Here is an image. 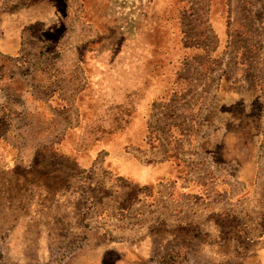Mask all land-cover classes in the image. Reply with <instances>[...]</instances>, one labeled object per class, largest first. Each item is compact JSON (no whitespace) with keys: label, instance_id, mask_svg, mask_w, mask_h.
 <instances>
[{"label":"rangeland","instance_id":"rangeland-1","mask_svg":"<svg viewBox=\"0 0 264 264\" xmlns=\"http://www.w3.org/2000/svg\"><path fill=\"white\" fill-rule=\"evenodd\" d=\"M219 1L220 8L222 3H228L229 44L220 64H213L209 75L204 74L207 67L204 65L216 44L207 14L210 0H96L94 9L104 14V19L111 24L116 35L140 44L141 48L133 46L131 49L140 59L155 54L157 78L173 82L175 90L181 92L172 93L163 103L158 99L153 105L148 133L153 132L156 146L145 142V131L141 139L139 135L134 138L132 124L126 135L131 141L127 143L128 150L140 160H161L167 152L171 151L172 155L175 152L188 165L190 178L201 183L207 198V209L236 211L244 220L240 222L239 219L238 231L240 228L245 230L242 224L245 222L247 230L243 238H255L262 230L261 214L264 212V155L260 159L254 194L251 193L247 201L236 200L240 194L243 196L249 192L244 190L242 183L232 179L229 168L214 164L212 158L203 153L199 139L208 131L203 115L220 73L234 71L237 81H245L247 77L240 73L248 70L264 87V0ZM68 2L71 16L67 39L53 52L43 54L44 44L37 33L28 32L22 41L24 52L23 56H19L20 64L11 59L3 65L0 73V106L3 110L8 107L5 110L8 128L0 136V264H237L238 260L230 263L229 258L237 250L241 252L246 248V240L222 244L205 253L198 250L197 233L180 226L175 228L177 225L199 222L202 229L208 230L211 239L218 240L219 234L210 218H198V208L192 198L181 197L168 214L155 213L150 208L149 194L141 191V186L135 187V180L131 182L123 176L117 177L111 169L107 171L103 167L105 149L98 148L95 152L97 158L93 157L88 163L90 168L80 173L85 176L79 183L80 188L76 183L69 185V176L74 172L69 169H75V165L63 156L55 159V165L62 171L57 178L50 176L45 179V192L29 188L26 176L15 180L12 162L28 167L41 148L60 144L64 135L68 137L61 145L65 151L69 150L71 143L79 140L74 132H63L64 127L77 122L76 115H79L76 107L69 105L58 110L44 102L45 96L55 89L70 101L74 91L84 85L77 47L96 32L80 19L79 0ZM178 41L189 48L190 56L193 55L181 66L172 58ZM127 46L129 51L130 46ZM149 50L152 51L149 53ZM236 51L239 54L237 60ZM110 62L113 71L100 70L95 77L99 82L98 90L88 91L89 95H97L98 100L92 98V101L94 105L99 104V112L104 109V114L100 115L102 119L86 122L88 129L82 133V144L90 145L92 137L99 138L110 126L114 128L123 124L113 120L121 111L118 103L123 102L118 78L124 81L125 75L132 77L134 68L130 66L125 72L118 70L116 60L110 59ZM164 62L169 63L165 65L167 68L162 67ZM134 65L138 66L137 63ZM28 69L30 73L26 72ZM177 71L180 75L178 80ZM101 79L106 80L104 84ZM5 96H8L9 106L3 105ZM29 96L34 105L27 104L26 97ZM261 128L264 146V120ZM134 140L140 142L134 143ZM94 145L91 143L89 147ZM141 147L147 150L142 151ZM52 166L50 164L46 168L49 173L55 168ZM17 170L20 173L23 171L22 168ZM23 181L26 185H22ZM168 186L163 184L160 187L167 198L170 192ZM75 188L79 194L72 196L70 190ZM162 204L165 207L166 202ZM152 213L155 215L152 216ZM159 222L169 227L168 233L150 229ZM191 236H195L193 242L189 241ZM99 256L103 258L102 263Z\"/></svg>","mask_w":264,"mask_h":264},{"label":"trees","instance_id":"trees-1","mask_svg":"<svg viewBox=\"0 0 264 264\" xmlns=\"http://www.w3.org/2000/svg\"><path fill=\"white\" fill-rule=\"evenodd\" d=\"M11 2L7 0H0V28L5 29V31L7 28V31L15 34L16 33L19 34V39L17 41L18 53L20 52V50L24 49V46L22 44L23 35L21 36L22 32L28 31V32L37 33L39 39L44 44L43 54H48L53 52L60 44H62L67 39L66 35L68 29V19L71 16L70 5L68 0H14L13 3ZM79 4H80V14H79L80 19L85 24L90 25L96 32L91 38L81 43L77 47V51L79 53L78 55H79L80 68L83 73L84 82L87 83V85L84 86L82 90L77 94L76 102L78 105V115L80 118L79 123L76 127L70 129L68 132L71 133L74 132L75 135L79 137V140L77 139L75 140V142L71 143L69 150L65 151L63 150L61 145L64 144L63 141H65V138L68 137L64 135L65 137L61 140L60 144L59 143L53 144L45 149L41 148L38 151L36 159L33 160V162L30 164L29 167H22V166L20 167L19 164H17L16 162H12L11 170L14 171V173L16 174L15 175L16 181L24 179L25 178L24 176H26L27 177L26 183L29 182L28 185L29 188L30 187L33 189L38 188L39 190L41 189L43 190V192H45L46 191L45 179L50 178V176H52L53 178L58 177L59 172L62 171V169H59L55 165V159H57L60 156H63L69 159L68 161L70 163L75 165V169L74 168L69 169L74 171L73 174H70L69 176V185L71 184L74 185L76 183L78 184L77 188H80L81 185H79V183H81V181H83L84 180L83 178L85 177L82 176L80 173H84L85 169L86 170L89 169L88 167L89 161L93 157H95V152L97 151L98 148H100V149H105L106 152L104 156V163L106 166L103 164L104 165L103 167L107 171L111 169L112 170L111 172L115 176L117 177L118 175H120L121 177L123 176L129 181L132 180L131 182L135 180L134 182L135 187L139 188L138 186H141L142 187L140 188L141 191H143L146 195L149 194L150 196L152 193V187L150 186V184L140 181V171L139 169H136V167H138L141 162L138 160L139 158L137 156L133 155L128 150L129 146L127 145V143L131 142L126 138L127 135L126 131L129 128V126L133 124L132 119H129V117H131V115L134 112L133 105L124 106V104L118 103L119 107L121 106L120 107L121 111L120 113L116 114L118 115L116 119L115 118L112 119L121 121L123 122V124L114 128L110 126L99 135L100 136L99 138L92 137L93 139L92 140L90 139V145L91 143L95 144L97 148H95V145L92 148H90L89 147L90 145L82 144V137H84L82 133L86 132L87 131L86 129H88L86 122L91 120L95 121L102 119L100 118V115L104 114V109L102 108L101 112H99L100 111V109L98 108L99 104L97 103L94 105L92 101V98L93 100L95 99L98 100L97 95L92 93L91 95H89L88 91L91 90L93 92V90L96 91L98 90L99 82L98 80H96L95 77L100 70H102L101 72L105 70L113 71L111 69L112 64L109 65L111 63L110 59L112 61L116 60L118 62L117 63L118 70H120L121 67H123L122 65L127 64L134 67V63H137L139 66V73L134 75L133 72V75L136 77L134 78V76H132V80L136 79L137 81L138 80L140 81L142 92L144 91V89L146 91L149 90L150 97H153V95L156 96V97L154 96L155 98H151L148 104L140 105L141 108L139 113L143 119L138 120L140 126H142L143 124V130L146 133V135L144 136L145 142L153 144L155 146L157 143V139L154 137L153 132L148 133L149 121L150 119H152V114H153V105L158 99H160L159 102L163 103L168 100V98L171 96L172 93L179 94L181 92L178 89L175 90V88L173 87L174 86L173 82L172 84L166 82V78L160 80L159 78H157L155 69L158 67V61H156L157 57L155 54L154 56L149 54L148 57L146 56L147 58L144 57L143 59H140L138 56L135 55L134 51H131L133 46H136L137 48H141L140 44H137L136 42H134V40H130V42H128L126 41L124 36L116 35L111 24H109V22L106 19H104V14L103 13L101 14L100 10L99 12L95 11L94 8L96 7V0H79ZM187 5H189V2H187ZM220 5L221 2L219 0H210V6L207 11L211 28L213 29L215 34L216 44H215V48H213V50L210 51V53L211 52L212 53L208 56V61L205 62L204 66L205 67L207 66L206 69L204 70L205 75L210 74L213 68L212 66L213 64L214 65L220 64L222 58L226 54L227 47L229 44L228 41L229 31L227 25V23L229 22L228 3L226 2L225 5L222 3L221 8ZM101 23L104 24L100 25ZM105 42H107V44H105ZM127 44L130 46L129 51L127 50L128 47ZM176 44L178 45L176 47L175 52L172 55V58L175 59V61L179 62V65L181 66L184 61L186 62V60H189L191 57H193V55L190 56L191 52H189V48L187 46L183 47L179 41ZM109 46H111V48ZM140 51L143 52V49H141ZM151 51L152 50H149V53ZM0 53H2L1 49H0ZM238 55L239 54L236 51V60L238 59ZM91 57L93 58V61ZM8 58L10 60L14 58L15 61H17V63L20 64V59L18 54L15 55L11 54L8 56ZM98 58L101 59H99L98 61ZM211 59L213 62L211 61L209 63ZM100 61H102L101 64H99ZM4 62L5 61H0V73L3 71V65H5ZM166 64L169 63L164 62V64H162V67L164 66L163 68H167L165 66ZM96 68H99V70H96ZM178 71L176 72L177 80L178 77H180V75H178L179 74ZM233 73L234 71H223L222 73L219 74L217 80L216 92H215L217 97L222 92L224 85H230L232 81L231 78L234 76ZM241 74H244L243 76L247 77L245 79L248 80L254 79V81L258 83V81L255 80L257 79L256 78L257 76L252 72L245 70L241 72L240 75ZM1 77L2 76H0V78ZM101 80H102V84H104V82L106 81L104 79ZM121 80H122L121 77H119L118 81L120 82ZM177 85L178 83L175 86ZM259 85L261 84L258 83V86ZM102 90L104 91L105 89L102 88ZM87 101L90 104H88ZM51 103H53V101H51ZM104 105L105 102L102 101V106ZM88 106H93V107L92 109H89ZM262 106L263 105L261 104L260 114H259L260 116H258L259 118L253 119L251 121H246L245 119L235 120L233 119V117L226 120H218L217 116L219 114L217 112H220L219 108L221 107V105L219 98H217L216 102L213 101L211 104H208V106L206 107L205 113L203 115L204 116L203 121H205L206 126H208L211 129L213 134L222 133L226 141L231 140V142L234 145L237 144L236 146H238L239 148L248 146V144L257 146V144L259 145L261 144V137L259 138V136L261 135L260 133H262V128H261V122H262L261 117L263 115ZM238 107L235 108L237 111H239ZM5 122H6V126H5ZM1 124L2 126H0V133H1L0 136L4 135L3 132H6L8 128L7 112L3 110V108L0 106V125ZM92 131H94V129H92ZM100 138L102 139L101 141H99ZM209 140L210 141L202 139L200 141L201 142L200 149H203L201 148L203 147V145L205 146L212 143L211 142L212 140L211 139ZM210 147L211 146H209L207 149L209 153L212 154V152L214 151L213 148L211 149ZM140 149L142 151L147 150L146 148L143 147H141ZM45 154H47V158H45ZM238 154L240 153H237V155ZM41 155H44V158L41 159L40 158ZM166 157L180 167L182 171L181 175H183L185 178L186 177L188 178L189 167L184 162V160L177 157L175 152L174 155H172L171 151H169V154L167 152ZM152 160L153 159L145 161L144 163L141 164L149 165L150 163L153 162ZM95 161L96 160L94 159V162ZM50 164L51 166L53 165L52 166L53 168L55 167L52 173H49L46 170V168L49 167ZM18 168H22L23 170L22 173H20V170H17ZM238 176H240V174H238ZM52 180H56V179H52ZM23 183L24 181L22 182V185ZM77 188H75V190L74 189L70 190V192H72L71 193L72 196H77L79 194V190ZM252 191H253V187H251L250 193ZM62 193L63 192L61 191V194ZM83 195L85 196L84 192ZM134 197L135 195L131 199L133 200ZM226 223H228V221L227 222L223 221L222 227L226 226ZM242 224H240V226ZM224 233L225 236L223 238L226 239H225V243L223 244H228L233 240L242 241V239H244L243 235L246 232L245 230H243V228L242 229L240 228V231L236 233V236H233L232 234L231 236H229L230 233L227 232ZM194 237L195 236H191L189 238V241L193 242ZM230 239L232 240L230 241ZM244 240H246V243L248 242L247 251L243 253L244 251L240 252L239 250H237L232 258L233 259L232 262L234 261V259L242 256L243 254L248 253L251 250L250 247H252L251 246L252 243L250 241H252V239L245 238ZM106 252L109 253L108 250ZM106 252L104 253L105 255ZM98 259L100 260L99 262L102 263L103 258L99 256Z\"/></svg>","mask_w":264,"mask_h":264},{"label":"crops","instance_id":"crops-1","mask_svg":"<svg viewBox=\"0 0 264 264\" xmlns=\"http://www.w3.org/2000/svg\"><path fill=\"white\" fill-rule=\"evenodd\" d=\"M22 35L24 40L25 36L28 35V31L22 32L21 36ZM18 39H19V34L9 32L7 31V28L6 31L5 29L0 28V49L2 50V53H5V54L0 53V61H5L4 64L11 61L8 58V56L11 54L12 55L18 54L19 56L23 55L24 49L20 50L19 53L17 52ZM133 68H134V75L139 73V66L134 65ZM121 69L127 72L128 69H130V65L125 64ZM26 72L30 73V70L28 69ZM128 76L125 75L124 81L121 80L119 82V91L121 92L119 94L123 95L122 96L123 99L121 100H123L122 104H124V106L127 105L134 106L133 108L134 112L131 115V117H129V119H132L133 121V129L135 131L134 138H136V136L139 135V139H141V137L144 135V130H143V124L142 126H140V124L138 123L139 119L140 120L143 119L139 113L141 108L140 105L148 104L151 98H155L156 96L153 95V97H150L149 90L146 91L144 89V91L142 92L140 81L139 80L137 81L136 79L132 80V77H128ZM135 77L136 76H134V78ZM231 80L232 81L230 85H224L223 90L220 93V95H218V97L215 94L216 92L215 89L213 95L211 96L212 98L208 101L209 104H211L213 101L216 102V99L219 98L221 107L219 108L220 112H217L219 114L217 116V119L226 120L233 117V119L235 120L245 119L246 121H251L253 119L259 118L258 116H260L259 115L260 107L262 104L263 115L261 118L262 120H264V87L261 85L258 86V83H256L254 80L247 79L246 81L243 80L237 81L235 74L231 78ZM86 85L87 83L84 82V85L82 87L76 89L70 101H68L66 97L60 94L59 90L55 89L56 91H53L49 95L45 96L44 102L47 105H52L53 108H57L58 110L66 109L67 107L65 106L74 105L78 113V105L76 102L77 94ZM6 89H8V87H6ZM51 101H53V103H51ZM26 102L28 105H34V101L32 100L31 96L26 97ZM3 105L9 106L8 96H5V102ZM236 107H238L239 111L235 109ZM7 109L8 107L5 108L6 111ZM27 111L28 113H30V110ZM76 118H77L76 119L77 122H75L72 126L64 127L63 129L64 134L68 130L73 129L78 125L80 118L77 115ZM61 127L63 128V126ZM210 130L211 129L209 128L208 131L202 136L203 140H207V141H210L209 139L212 140L211 141L212 143H210L209 145H205V146L203 145V150H202L203 153L205 155H208L210 158H212L211 160L214 164L222 165L225 166L226 168H229L230 171L229 175L232 177V179H235L238 182L242 183L244 190H247L249 192L243 196L242 194H240L239 196H237L236 200L245 199L247 201L248 197L252 196L256 189V179L258 178L259 175L260 159L264 155V150H263L264 146L262 144L263 141H261L260 145L257 144V146L248 144V146L239 148L238 146H236L237 144L234 145L231 142V140L226 141L222 133L213 134L212 131L210 132ZM126 134L128 135V131H126ZM260 134L261 135L259 136V138L263 136V133ZM201 140L199 139V146H201V142H200ZM136 142H140V140H134V143ZM209 146H211L210 147L211 149L213 148L214 151L212 152L213 155L209 153L207 149ZM237 153L240 154L237 155ZM138 160L141 163H144L145 161L151 159L148 160L138 159ZM152 161L153 162L150 163L149 165H143L141 163L140 164L138 163L139 166L136 167V169H139L140 171V181L144 183H148L152 187V193L150 195V199L148 200L150 202L151 210L155 211V213L157 214L160 213V215H162L163 213L168 214L172 211V209H174L176 202L181 200V197L186 196L187 198L188 197L192 198L191 201L193 203L195 202L194 204L197 205L198 208L197 209L198 218H210L213 221L214 226L217 227V232L219 234L218 240L211 239L209 232H207L208 230L202 229L201 224L199 222L197 224H195V222H187V223L183 222L182 224L177 225L175 228L180 226L185 228V230L192 229L191 230L192 232H196L197 248L198 250H202L203 253H205L206 250H209L210 248L214 249L217 248L219 245L221 246V244L225 243L226 238L225 239L223 238L225 236L224 232L230 233L229 236H231V234L233 236H236V233H238L239 219L240 222H242L243 220L241 219V217L239 218L236 211L229 210L227 208H219L218 210L214 209L212 211L207 209V205H206L207 198L204 190H202L201 188V183L194 179H191L190 173H188V178L187 177L185 178L183 175H181L182 171L180 167L167 157H164L161 160L154 159ZM29 166L30 165L28 164V167ZM238 174H240V176H238ZM163 184H169L168 186L169 189L167 187V189L170 191L169 198L165 196L166 193H164L160 188L161 185ZM251 187H253V191L251 192L252 195H250L251 193L249 191ZM162 202H166L165 207L163 206ZM181 207L182 210H184L183 206ZM186 207L187 206H185V208ZM153 215L155 214L152 213V216ZM261 219H263L261 220L262 221L261 232L255 238L250 237L252 239V241H250L252 243L251 244L252 247H250L251 250L248 253L243 254L242 256L236 258V261L238 260L237 262L238 264H264V212L261 214ZM223 221L224 222L228 221V223H226V226L224 227H222ZM244 223L245 222H243V225L245 227V232H246L247 225ZM168 228L169 227H164V225H162L159 222L153 225L150 229L156 232L162 231L168 233V231L170 230V229L167 230ZM247 236L249 235L247 234ZM231 240L232 239H230V241ZM235 242L236 241L233 240L230 243H235ZM247 244L248 242L246 243V248H244L243 253H245L248 249ZM229 257L230 256H228L227 259ZM232 258L233 257L229 258L230 263H232L233 260Z\"/></svg>","mask_w":264,"mask_h":264}]
</instances>
